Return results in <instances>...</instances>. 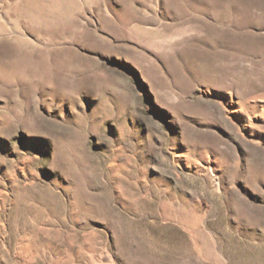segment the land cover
I'll return each instance as SVG.
<instances>
[{
	"label": "rangeland",
	"instance_id": "374dc122",
	"mask_svg": "<svg viewBox=\"0 0 264 264\" xmlns=\"http://www.w3.org/2000/svg\"><path fill=\"white\" fill-rule=\"evenodd\" d=\"M0 264H264V0H0Z\"/></svg>",
	"mask_w": 264,
	"mask_h": 264
}]
</instances>
